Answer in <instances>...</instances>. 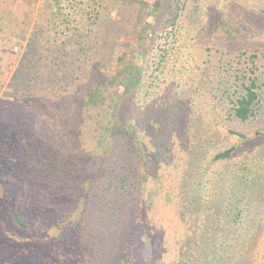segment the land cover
Returning a JSON list of instances; mask_svg holds the SVG:
<instances>
[{
  "label": "rangeland",
  "instance_id": "1",
  "mask_svg": "<svg viewBox=\"0 0 264 264\" xmlns=\"http://www.w3.org/2000/svg\"><path fill=\"white\" fill-rule=\"evenodd\" d=\"M198 1L195 23L164 18L154 76L135 97L149 151L140 165L151 175L161 164V194L181 187L179 217L157 197L138 208L135 193L128 207L102 205L107 178L89 188L75 170L96 153L95 112H62L67 94L84 98L92 55L111 38L107 14L123 17V68L139 48L144 10L124 0H0V119H11L0 132V264H264V0ZM163 53L170 67L161 72ZM242 77L256 78V115L230 120ZM40 127L41 140H30Z\"/></svg>",
  "mask_w": 264,
  "mask_h": 264
},
{
  "label": "trees",
  "instance_id": "2",
  "mask_svg": "<svg viewBox=\"0 0 264 264\" xmlns=\"http://www.w3.org/2000/svg\"><path fill=\"white\" fill-rule=\"evenodd\" d=\"M124 1H128L130 4L134 5L138 4L145 12V18H143L144 25L139 28V34L137 32L139 36L138 43L136 44L139 48L138 50L135 49V52H133L134 56L130 59L132 60L131 64L121 68V62H119L121 57H118L119 52L122 50V45L123 47L125 46L122 40L124 32L119 25L122 23L123 17L120 12H117L116 16L109 13L107 17H105L108 24L107 26L105 24L103 26V28L106 29L103 35L108 38V34H110L111 38L108 39L109 41H105L106 45L97 48L99 49L98 52L94 51L95 55H92L93 62L90 67L91 77L89 78V82L86 83L87 89L84 98L67 93V96L64 97L65 103L63 104H65V109H63L62 112L72 113L73 111L75 112V108L80 111L82 107L86 108V110L95 112V117L88 125L90 128L92 125V132H94L93 141H95L94 149L96 153L94 156H91V159L88 158L89 162L86 160L89 165L87 163H81L82 166L75 168L76 172L80 174L77 178L78 181L87 178L84 184L86 187L91 188L90 184H94L97 187L99 177H106L109 194L105 195L106 203L102 205H107V208L108 204L111 208L128 207L130 201L128 202L127 199L130 195H134L135 193L133 200L137 202L136 205L138 208H144L146 211H149V208H152L154 205V198L157 197V204L162 201L163 205L168 206V203H171L172 208H177V213L180 217V209L185 208L182 200L183 197L180 196V194L183 195L180 192L181 187L179 186L176 188V190H178L177 193L167 191L165 194H161L159 192V176L161 175L159 169L162 167L161 164L159 163V168L152 172L151 175L148 174L145 169H142L143 167L140 165L141 162L146 160L149 151L145 146H142L145 134H142L144 131H139L140 128H144V126L140 123V119L135 110V97L138 92H143L145 86L149 85L147 80L154 76L150 63L155 61L157 57L151 55V51L153 52L158 33L157 31L160 29L161 24L164 23V18L168 15L174 20L180 17L182 22L187 21L195 23L203 8L198 0ZM98 17L97 19H99ZM100 37L102 38V35ZM102 52H104V56H100ZM105 57L108 58L107 61H103ZM159 62L161 67V69L160 67L159 69L161 72L164 70L166 71V69L167 71L169 70V62L164 59V53L159 56ZM103 67H109L110 71H103ZM95 74L99 76L98 79ZM234 80L237 82V80H239V75H235ZM243 80L246 81L238 85V87H242V89H239L236 85L232 86L236 92L241 93L230 109L231 111H229L228 118L230 120L246 121L256 115L259 102L256 78H243ZM226 82L230 83V81ZM146 95L147 94H145V96ZM72 103L74 104L73 106H71ZM2 113H4V111L0 110V114ZM29 118L34 121V124L36 123V114L31 113ZM76 119L81 121L82 126L85 124L84 118L79 114ZM67 121V118L61 121L65 128L69 125ZM62 123L60 124L59 137L63 134ZM10 125L11 119H0V132L4 126ZM38 125L41 126V123ZM23 129L28 128L23 124ZM40 129L41 127L37 128L38 138L35 136L36 134H31L30 140L34 142H36V140L39 141L42 137V135L40 136ZM230 133L233 136L246 139L244 134L240 132L230 130ZM77 134L78 141L81 134L79 128H77ZM164 134L163 138L168 133L164 132ZM69 141L71 140L66 138L65 141H61V143H70ZM149 143L150 142H145L146 145L150 146ZM38 144L37 146H39ZM234 151L235 148H231L224 152H220L216 154L215 160H228L233 156ZM138 157L141 159H138ZM110 162H113V164ZM110 171L113 172V175ZM77 178L73 179V181L75 182ZM68 181H66V179H61L60 183L64 186ZM183 183H185L184 180L181 184ZM171 188L173 190V186ZM162 189H164V187H162ZM98 193L99 192H96L97 195H95V197L98 196ZM73 195L74 193L70 195V200ZM103 195L104 194L101 196ZM157 204L154 207H157ZM192 205H195L194 208L196 209L200 208L197 202L190 204L191 208ZM17 223L28 228V225L24 224L19 217H17ZM257 247V242L253 241V246L250 251L252 257L257 252ZM128 249L129 245L125 244L124 251L127 252Z\"/></svg>",
  "mask_w": 264,
  "mask_h": 264
}]
</instances>
